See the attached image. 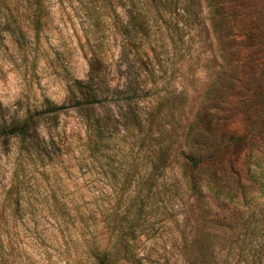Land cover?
Returning <instances> with one entry per match:
<instances>
[{
	"label": "rangeland",
	"instance_id": "obj_1",
	"mask_svg": "<svg viewBox=\"0 0 264 264\" xmlns=\"http://www.w3.org/2000/svg\"><path fill=\"white\" fill-rule=\"evenodd\" d=\"M108 1L44 0L38 24L29 23L32 8H19L11 16L24 44L6 31L9 16L0 14L5 121L46 100L64 106L55 122L38 125L40 138L58 147L52 162L17 166V141L0 144V254L6 264H90L89 252L112 243L134 198L146 194L147 151L161 146L167 167L151 191L154 236L139 239L144 264L147 258L264 264V0H179L155 14L141 47L131 52L145 51L154 69L155 83L145 77L147 93L138 105L142 124L113 130L102 152L90 156L69 86L86 79L90 63L102 87L125 84L119 59L125 17ZM116 101L107 97L100 116L116 113ZM199 118L203 123L186 137ZM190 154L220 160L217 184L229 197H215L203 185L198 193L188 190ZM210 171L203 166L196 179L203 182ZM17 197L18 214L12 211Z\"/></svg>",
	"mask_w": 264,
	"mask_h": 264
},
{
	"label": "trees",
	"instance_id": "obj_2",
	"mask_svg": "<svg viewBox=\"0 0 264 264\" xmlns=\"http://www.w3.org/2000/svg\"><path fill=\"white\" fill-rule=\"evenodd\" d=\"M176 1L179 0H110L108 3L114 8L122 9L125 21L120 22L123 41L120 45L119 59L121 60L124 71L122 74L125 84L121 89H112L107 84L101 86L100 75L96 72L94 65L90 63V71L84 81L73 80L69 86V105L75 108L83 117L86 133V149L90 156L101 153L102 148L106 146V141L111 137V132L117 129L131 130L139 127L142 123V108H139V101L144 99L146 81L145 77L150 79L154 85V69L145 51L141 54L131 53L138 50L141 43L148 35L149 29L153 26V16L159 12H168L176 7ZM185 3V0H181ZM204 1V0H203ZM44 0H0V14H7L9 21L3 23L4 28L15 39L17 43L24 44L25 36L18 23L12 18L13 12H18L19 8L29 10V23L40 22V11L42 10ZM173 3V4H171ZM212 6V5H211ZM39 12V13H38ZM232 12L228 9L227 14L230 17ZM38 14V15H37ZM11 17V19H10ZM34 18V21H33ZM138 53V51H137ZM147 93V92H146ZM106 94V95H105ZM109 94V95H108ZM115 97L118 101L114 102L113 107L117 108L116 113L100 116L97 109L103 107L107 97ZM138 97V101L134 100ZM144 101V100H143ZM64 109V106H57L46 100L38 110H34L26 116H15L10 121H5L0 110V144L7 145L10 140L17 141V162L20 165L22 160L32 164L50 163L58 152V147L54 142L46 143L38 134V125L42 120L55 122L57 116ZM147 120L153 119V114L145 112ZM2 122V123H1ZM148 122V121H147ZM152 124L153 121H149ZM203 123L199 118L194 125L188 127L186 137L190 138L197 125ZM150 125L145 133L150 132ZM148 135V134H147ZM195 142H198L195 139ZM198 146L197 143H195ZM168 153L165 148L158 146L156 151H147L145 161V183L147 192L144 196H137L133 203L126 210L122 221L114 227V239L112 243L103 249L94 248L89 252L90 264H144L145 256L139 253L140 238L154 236V224L150 223L148 218L151 215L152 193L158 179L162 178L167 167ZM189 168L187 177V188L191 193H198L201 185L207 187L211 194L218 198H227L218 187L221 168L220 160L214 161L213 158L207 159L200 154H190L186 157ZM208 161V162H206ZM208 166L210 172L207 178L201 182L196 179L198 170ZM250 178L256 181V174L249 171ZM16 175L15 177H17ZM18 180V177L16 178ZM202 183V184H201ZM19 196V192L15 191ZM19 198L17 197L12 209L13 213L18 214L20 210ZM264 257V255L262 256ZM6 256L0 254V264H6ZM149 264H158L153 258H147Z\"/></svg>",
	"mask_w": 264,
	"mask_h": 264
}]
</instances>
